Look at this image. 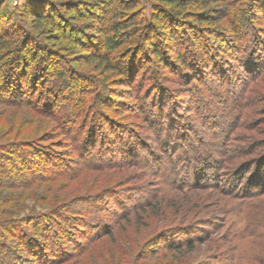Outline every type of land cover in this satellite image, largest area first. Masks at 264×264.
Returning <instances> with one entry per match:
<instances>
[{
  "label": "trees",
  "instance_id": "trees-1",
  "mask_svg": "<svg viewBox=\"0 0 264 264\" xmlns=\"http://www.w3.org/2000/svg\"><path fill=\"white\" fill-rule=\"evenodd\" d=\"M213 2L227 4L224 17L218 19L211 16L210 5ZM91 5L89 0H48L44 8L24 6L16 12L18 20L13 19L15 15L12 13L11 19L18 30L5 27V22L0 20V102L17 107L15 115L21 117L18 126L13 130L8 128V133H14L17 139L25 133L27 135L13 142L12 147L0 145V264L25 262L28 258L22 255V251L28 252L29 257L34 258L37 264H87L90 258L83 256L87 250L103 251L106 238L117 235L114 225L95 222V213H87L88 216L77 215L72 219L74 221L67 218L64 221L71 222L70 228L63 226L58 219L62 215L61 211L57 209L62 203L76 198L84 199L86 202L90 201L87 203L91 209L99 211L94 206V196H86V191L81 190L85 188L82 187L77 188L78 190L73 188L68 191H53L47 211H35L33 207L21 206V194L15 190L30 189L33 191L32 196H38L42 183L51 184L60 177L72 179L78 176L73 166L64 163L71 162L74 158L64 160L65 157L58 154L56 149L70 148L74 156H79L86 165L98 170L104 167V162L108 168H113L117 159L138 153L137 159L146 160L145 163L149 162L151 167L157 166L155 171L159 177H165L161 169L168 167L167 164L172 161L170 155L181 149L183 175L193 166L196 168L202 157L208 154L209 146L200 143L201 139L195 142L194 131L189 129L184 117L178 114L176 105L166 103L164 98L166 86L160 82L161 69L168 68L173 63L171 57L175 56L177 66L194 70L192 80L207 84V89L212 91L214 97H221V91L228 87H240L236 94L237 100L231 105L232 110H229L227 117H232L237 110L238 113L225 128L218 126L216 115H207L206 118L209 119L207 122L213 121L210 123L214 124L212 127L216 126L212 128L216 132L219 129L225 131L227 139L248 107L249 100L242 96L244 89L255 76L260 74L264 77V0H107L103 8L98 6L104 14L92 10ZM259 11L261 13L257 14ZM95 18L101 21L98 36L86 31L85 23L82 22ZM72 27L77 30L70 31ZM48 28L61 31L56 40L63 43L75 47L88 45L86 50L89 54L86 58L102 75V78L88 77L93 84L92 88L80 84L76 79L80 73L70 64L65 67L66 70L55 67L54 72H48L53 63L61 64L64 58L53 54L49 44L41 40L42 36L48 39ZM223 37L234 49L229 51L231 62L225 61L222 56L226 47L217 44V39ZM62 47L66 46L62 44ZM42 51L43 57L49 58L51 64L46 71H41L44 65L35 71L36 61L41 59L39 54ZM116 53H120L121 58ZM57 58L60 60L57 61ZM144 72L151 74L149 86H152L153 91L157 89L159 92L158 99L143 101L146 104L143 110L148 114L147 121L150 122L156 139L161 140L162 148L159 150L164 151L163 155L154 156L151 152L153 145H148L145 140L134 142L130 139L131 135L126 134L124 127H120L121 122L113 121L116 116H112L108 113V108L104 107L105 104L108 105L107 99H111L108 94L105 95L110 75L115 73L122 78L129 76L132 80H122L120 83L133 85L140 82L138 77L142 79ZM81 77L84 80L87 78L86 75ZM44 78H48L46 81L50 83L52 92V87L58 82L62 88L53 94L44 88L43 97L33 98L29 89L40 88ZM239 81H242L243 86ZM120 83L117 82L116 85ZM86 93L93 96L89 102L81 98ZM77 94L81 97L74 100ZM227 102L228 100L224 101ZM30 104L32 108H29ZM194 105L195 99L191 109L202 106ZM44 106L50 110H44ZM43 111L50 113L51 121L56 122L54 123L61 133H69L67 141L54 140L50 144L36 145L30 140L35 137L38 128L39 119L36 114L38 116ZM34 128L36 131L31 130ZM259 158L264 161V156ZM215 162L210 168L214 172H204L206 180H215L212 184L214 187L222 185L226 190L235 189L240 181L244 193L250 190L248 192L251 196L264 194V172H250L245 181L238 178L239 172H232L227 181L221 182L219 172L214 170L219 166ZM203 176L194 178L193 185L196 186V182L198 185L205 179ZM181 178L184 177L181 175ZM178 179L179 174L166 181L179 186L182 179ZM161 200L163 199L157 197L154 203L148 204L151 214H158L157 211L162 209ZM137 204L138 202L134 204L133 209L137 208ZM72 212L78 213L76 210ZM165 215L166 210L162 212V216ZM254 231L258 230L250 229V232ZM236 236L238 240L245 238L243 233L235 234V238ZM84 238L86 241L81 242ZM166 242L167 247L172 245L173 251L180 252L185 246L193 250L196 239L190 236L178 240L177 237ZM233 259V264L258 262L249 255L236 254ZM125 260L122 256L111 264H128Z\"/></svg>",
  "mask_w": 264,
  "mask_h": 264
},
{
  "label": "rangeland",
  "instance_id": "rangeland-1",
  "mask_svg": "<svg viewBox=\"0 0 264 264\" xmlns=\"http://www.w3.org/2000/svg\"><path fill=\"white\" fill-rule=\"evenodd\" d=\"M50 1L55 2L56 0ZM89 2L92 3V10L104 14V11L99 7L106 6L107 0H89ZM46 3L48 0H0V20L5 22V27L9 26L11 30H18L14 20L11 19L13 12L15 15L13 19L18 20V15L16 16L18 9H23L24 6L44 8ZM210 8L211 16L218 19L227 13V4L224 2H213ZM251 11L254 12L253 9ZM260 13L261 11L257 14ZM82 22L85 23L86 31L95 36L100 35V19H86ZM69 30L74 32L77 28L72 27ZM47 31V34H50L48 39L42 36L41 40H44L47 45L49 44V49L53 54L64 56L63 62L61 64L55 63V65L53 63L52 67L49 68V64H51L49 58L43 57L44 52L42 51L39 54L42 56L41 59L36 61L35 71L44 65L41 71H46L49 68L48 72L51 73L56 70L55 67L66 70L65 67L70 64L79 71L80 76L77 75L76 79L80 84L92 88L93 84L90 79H95L93 76L102 78V75L94 69V65L89 63L86 58L89 54V51L86 50L88 45L71 46L69 43L56 40L61 31L52 30V28H48ZM217 40V44L226 47L225 52L222 53L225 61L231 62V60L229 61V51H233V47L230 46L227 39L225 40V37ZM62 44L66 47H62ZM93 48L96 47L93 46ZM171 54L173 53L171 52ZM116 56L121 58L120 53H116ZM201 58L199 57V59ZM171 59L173 63L168 68L161 69L162 80L160 82L166 86V91H164L166 103L172 102L176 105L178 114L184 117L183 120L189 129L194 131L195 142L197 139H201L200 143H206L210 148L208 154L197 163L196 168L193 166L187 174L183 175L184 171L180 161L182 149L174 153L175 155H170L172 161L167 164L168 167L161 169L165 177L163 175L159 177L155 171L157 166L151 167L149 162L145 163L146 160L137 159L138 153L117 159L113 168H108L109 166H106L104 162V167L98 170L86 165L79 156H74V153L70 152V148H58L56 150L58 154L65 157L64 160L74 158L73 161H64V163L73 166L72 168H75V173L78 176L72 179L60 177L51 184L42 183L38 196H32L33 191L30 189L15 190L17 193L19 192L18 194L23 195H20L21 206L33 207L35 211H47L50 194L73 188L76 190L81 187L85 188L81 190L86 191H84L86 196H94V206L99 211L90 208L89 203H87L90 201L86 202L84 199L76 198L71 202L59 205L57 209H60L62 215L58 219L63 226L70 228L71 222L69 221L75 216H88L87 213L89 215L95 213L96 215L93 216L95 222L114 225L117 234L116 237L106 238L107 240L103 245L105 250H87L83 254V256L90 258L87 264H111L122 256L126 259L125 263L129 262L128 264H233V258L236 254L247 257L249 255L251 259L258 260L254 264H263L264 194L251 196L250 190H248L249 192L246 190L247 192L244 193L245 190L240 181H238L235 189L226 190L222 185L214 187L212 184L215 180H206L204 172H214L210 169L214 161H216L215 164L218 163L219 165L218 169L214 170L219 172L218 177L221 182L227 181L232 172H239L238 178L241 181H245L250 172H264V161L259 158L264 156V77L260 74L255 76L254 79L252 78L253 81L244 89L242 96H246L249 100V104H247L249 108L246 106V112L241 118L239 117L234 126V131L228 135L227 139L225 131L219 129L216 132L215 129H212L216 126L212 127L214 124L210 123L213 121L207 122L209 119L206 118L207 115H216L218 126L225 128V125L231 122L238 113V110L234 113L232 111L233 116L227 117L229 110H232L231 105L237 100L236 94L240 87L238 86L237 89H233L232 86L228 87V89L221 91V97H214L212 91L207 89V84L196 79L192 80V77L195 76L193 75L194 70L189 67L183 69L180 65L177 66L175 56ZM56 60L60 59L57 58ZM254 73L251 74L254 75ZM84 75L87 78H92H88L89 80L86 82L87 78L84 80L81 77ZM143 75L142 79L140 76L138 77L140 82L138 81L133 85L132 83L128 85L120 83L122 80H126V82L132 80L129 76H125L126 78L123 77L125 78L123 79L116 76L115 73L110 75V84L105 88V95L108 94L111 99H107L108 105L105 104L104 107L108 108V113L116 116L113 117V121L121 122L120 127H124L126 134L131 135L130 139L134 142L145 140L148 145H153L154 148L151 152L154 153V156L163 155L164 151L159 150L162 148L161 140L156 139L151 124L147 121L148 114L144 113L143 110L146 108L143 101L158 99L159 92L157 89L153 91L152 86H149L148 79H151V74L144 72ZM47 79L44 78L41 87L39 86L41 89H29L33 98L43 97L44 88L51 94L62 88L58 82L52 87L54 88L52 92ZM117 82L120 84L116 85ZM239 84L243 86L242 81H239ZM33 85L36 84L33 82ZM245 93L246 95H244ZM80 97L77 94L74 100H78ZM81 98L83 101L88 100L89 102L93 96L86 93ZM194 99L195 107L202 105L199 109H191ZM216 99L222 101L214 102ZM141 100L142 102H140ZM225 100L228 102L224 103ZM93 102L91 103L93 104ZM30 103H33V100H30ZM29 106L32 108L31 104ZM44 107V110H50L46 106ZM16 109L17 107H12L10 103L0 102L1 146L12 147L13 142L27 136L25 133L23 137L20 136L17 139L14 133L7 131L8 128L13 130L21 122V117L15 115ZM37 114L38 128L37 131L35 128L31 129L36 131V134L34 138H30L36 145L40 143L42 145L50 144L54 140L67 141L70 138L69 133L59 131L55 125L56 122L51 121L52 117H50L49 112L44 113L43 111L38 116ZM167 157H169L168 154ZM178 174V180L182 179L181 175L184 177L179 182L180 187L166 181L167 178L171 179ZM201 176L205 179H202L198 185V182H196V186L193 185L195 184L194 178ZM252 192L256 193V191ZM157 197L163 199L161 200L162 209L157 211L158 214L155 212L151 214L148 204L154 203ZM137 202L139 205L137 204V208L133 209ZM73 210L78 213L74 214ZM164 210L167 211V215L163 217L162 212ZM67 218L69 221H64ZM250 229H257L258 231L250 232ZM238 233L245 234V238L241 240H238L237 236L235 238V234ZM76 234L78 233L76 232ZM190 236L196 239L193 250L185 246L179 252L173 251L172 245L166 246V241L170 238L178 237V240H181ZM85 241V238L81 239V242ZM22 255L28 260L20 264H37L34 258L29 257L28 252L22 251Z\"/></svg>",
  "mask_w": 264,
  "mask_h": 264
}]
</instances>
